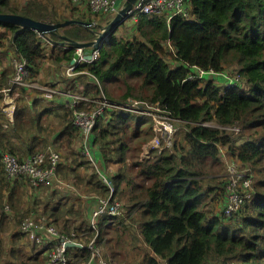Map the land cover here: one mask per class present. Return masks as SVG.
I'll return each instance as SVG.
<instances>
[{
	"label": "trees",
	"instance_id": "trees-1",
	"mask_svg": "<svg viewBox=\"0 0 264 264\" xmlns=\"http://www.w3.org/2000/svg\"><path fill=\"white\" fill-rule=\"evenodd\" d=\"M27 2L20 8L13 0H0V13L20 14L52 23L68 19L57 13L50 0ZM189 6L190 19L175 15L167 21L162 16L139 15L136 22L138 36L132 39L122 40L116 36L119 24L102 40L98 58L77 67V70L93 74L97 83L89 75L79 74L67 78L72 80L69 88L74 93L90 96L98 95L102 89L112 99L108 84L124 75L125 90L119 94V101L126 102L130 98L158 104L188 124L183 129L182 139L175 138L176 133L172 135L171 148L153 150L130 165L136 168V173L127 182V206L129 213L137 219L141 242L153 253L143 264H161V261L165 264H264V176L256 184V195L230 220H224L216 212L209 218L199 208L206 181H212L214 188H220L217 201L222 199L225 177L223 171L220 173L223 162L219 147L242 163H249L254 168L264 167V0H189ZM63 32L78 41H90L95 37L86 26L75 24L63 28ZM6 41L36 69L31 72L34 76L42 61L59 66L61 61H69L73 55V49L53 47L47 51L35 31L0 22V51L8 49ZM0 54L3 56L0 60L4 61L5 54ZM231 65L238 66L236 71L243 77L245 89H223L205 79L187 80L193 67L220 72ZM7 78V73L1 71L0 90L6 85ZM131 79L136 80V84L131 83ZM3 112L0 92V149L21 158L23 155L16 150L23 152L24 147L14 150L12 137L21 140L22 144L38 141L39 134L34 131L42 128L40 116L37 121L16 106L10 121ZM134 116L148 119L125 111H113L108 121L97 120L93 144L106 167L126 163L130 149L126 131ZM140 120L136 123L137 130ZM210 121L221 125L238 122L241 132L235 137L203 126ZM61 122L63 128L55 141L64 145L66 152L59 171L63 179H70L79 189L84 182V177L78 174L79 168L85 162L73 148L78 130L68 111H64ZM149 128L151 130V126ZM30 134L33 135L29 137ZM27 149L34 153L35 144ZM123 178L122 174L110 178L112 198L122 195ZM86 183V191L90 193L102 196L110 193L96 177ZM18 187L17 182L6 179L0 161V229L10 228L11 233L15 228L9 248L4 247L0 236V264H43L47 257L29 256L17 247L23 237L16 230L19 218L30 208L38 211V206L54 223H63L61 230L69 233L70 221L82 219L86 222V217L83 209L80 206L74 208L73 203L42 206L39 191H46L51 197L56 191L53 186L35 191L20 187L22 192L31 195V204L22 214L17 211L20 203ZM5 204L10 205L15 216L14 227H9L12 221L3 214ZM120 223L123 221L115 218L97 222L102 251V236L113 224ZM7 249V255L3 256ZM69 250L74 264L87 261L86 251L79 255L76 249ZM104 255L109 257L105 251Z\"/></svg>",
	"mask_w": 264,
	"mask_h": 264
},
{
	"label": "built area",
	"instance_id": "built-area-1",
	"mask_svg": "<svg viewBox=\"0 0 264 264\" xmlns=\"http://www.w3.org/2000/svg\"><path fill=\"white\" fill-rule=\"evenodd\" d=\"M81 2L88 10L98 18L114 15L122 3L119 0H74ZM144 14L152 17H164L169 21L173 16L180 15L190 19L189 0H136L131 9L126 13L122 23L132 24L136 29V22L139 15ZM113 17V16H112ZM111 17V18H112ZM105 26V25H104ZM103 25L101 27H104ZM99 23H92L95 30ZM101 29L99 28L98 31ZM34 31V30H33ZM40 42L47 51L53 47L64 50L73 49L69 61H61V73L65 77L72 78L79 74H86L92 77L97 83L95 76L84 70H77L79 65L92 62L99 56L100 45L90 47H74L67 41H62L55 35H41L36 32ZM59 34H62L58 31ZM96 37V34L92 32ZM55 37L57 39H55ZM92 39V41L95 39ZM72 39V38H71ZM74 40V39H72ZM77 41V40H74ZM91 41V40H90ZM3 50V49H2ZM8 56L10 72L6 85L0 90L2 93L3 110L6 117L12 121L15 109V102L18 97L25 99H44L48 101L57 100L70 113L72 124L78 130L77 147L80 154L88 162L91 169L99 176L102 183L109 188V195L102 196L97 193H83L69 182L58 176V165L60 153L52 147H47L39 152L28 154L19 158L16 154L5 151L0 154V161L6 179L17 182L19 185L37 190L40 187L68 188L74 196L91 200L90 205L86 204L89 210L85 227L77 230L71 229L69 233L59 229L45 214L30 209L18 220L17 231L31 241L32 244L45 249L46 264H74L75 259L69 256V249H76L79 255L86 251L87 261L76 264H117L110 257L104 255L100 246L97 232V222L101 219H119L128 222L130 216L129 206L116 198L111 197L112 185L101 169V156L97 147L93 144V129L98 119L108 121L113 111H125L134 115H141L150 118L152 122L153 137L143 146L141 158L147 155L150 150H164L172 147V135L180 129H186L187 123L172 116L171 112L161 108L158 104H149L144 101L128 99L126 102L114 100L105 95L100 89L98 95L90 96L84 93H74L72 90L53 84H43L37 76L31 74L36 69L21 55H18L13 45L3 50ZM90 56L87 59V56ZM220 81L218 86L226 88H243L245 81L237 71L231 73L214 71L212 68L204 69L193 67L187 80L205 79ZM246 86V85H245ZM203 126L217 129L225 135H236L241 132L238 122L231 125H221L214 121L205 122ZM225 149V148H224ZM221 161L223 162V174L225 177L222 203L217 208L216 215L224 220L236 217L255 195L256 189L252 181L251 171H255L251 164L242 163L236 157L229 156L219 147ZM226 158H229L226 160ZM249 164V165H245ZM3 214L8 221L15 219L9 204H5ZM13 222V221H12ZM66 244H73L67 247Z\"/></svg>",
	"mask_w": 264,
	"mask_h": 264
},
{
	"label": "rangeland",
	"instance_id": "rangeland-1",
	"mask_svg": "<svg viewBox=\"0 0 264 264\" xmlns=\"http://www.w3.org/2000/svg\"><path fill=\"white\" fill-rule=\"evenodd\" d=\"M27 0H13L14 3L17 5H20V7L23 6V3ZM51 4L55 7L57 10V13L61 16L68 17L71 19H79L82 21H87L91 23H99V27H97L95 30L97 31L102 25H106L107 21L114 15L108 16L109 18L106 17H101L98 18V16L93 15L88 8L83 5L84 9H79L78 7H73L72 5V0H50ZM116 36L122 40H128L132 39L133 37H137V30L134 28L132 24H127V23H122L119 25L117 28ZM6 45L10 48V42L6 41ZM0 57L3 59L2 54H0ZM3 62V63H2ZM0 72L5 69V72L8 73L7 69V61H1L0 60ZM238 66L231 65V66H226L223 68V72L231 73L232 70H236ZM59 72H61V67L59 65ZM124 75L118 76V79L116 81H113L112 83L108 84L110 85L109 91L113 95L114 100H119L118 96L119 94L123 93L125 88L123 86V78ZM131 83L136 84V80L131 79ZM211 82L215 85L218 86L220 84V81H218L216 78H213ZM43 83V82H42ZM60 83H63V80H60ZM58 86V85H56ZM221 86V84H220ZM219 86V87H220ZM68 88V87H66ZM222 88V87H220ZM243 88L245 89L246 86L244 85ZM70 89V88H68ZM71 90V89H70ZM4 113V112H3ZM133 119L131 120L130 124L127 126V136H126V141L130 146L129 152H128V158L126 159V165L125 164H116V168H111L112 164L110 167H106L103 163H101V169L102 172L109 178H112L115 174H122L123 179H122V187L124 188V191L122 195H118L116 198L120 200L121 202L125 203L127 205V198H128V193L129 189L127 186V182L129 181V178L131 177L133 179L135 173H136V168L131 167L130 165L135 162L139 161L143 152V146L151 140L153 137V132L152 131V122L150 123V119L148 118H141L139 116H134L132 117ZM141 119V120H140ZM141 121V123L137 126L138 130L135 129L137 121ZM5 118H4V123H5ZM41 124L45 128V131L42 130V132L38 135L40 141L38 143V147L35 149V152H39L49 146H46L51 143H54L55 138L61 128L60 125L62 124H54L51 118H43L41 120ZM151 126V130L150 127ZM63 127V125H62ZM134 129L136 133H134ZM47 130H50V133L47 132ZM182 131V133H181ZM35 132H37L35 130ZM183 129H180L177 133L175 138H183ZM240 133L236 134L239 135ZM236 135H234L236 137ZM12 141H14V145L16 147L18 146L19 141L16 140L15 137H12ZM17 141V142H16ZM12 146V145H11ZM46 146V147H45ZM52 147V146H50ZM54 147V146H53ZM18 148H14L16 150ZM224 151L225 149L222 148ZM155 150V149H153ZM150 150V153L151 151ZM0 151H4L0 149ZM58 151L60 152L61 155V160L64 157V154L66 152V149H60L58 148ZM75 151V150H74ZM76 152V151H75ZM76 153H79L78 151ZM14 154V153H13ZM19 154V153H18ZM80 156V159L85 162V165L80 168L81 170H84L86 173L88 172V178L87 179H94L95 177L100 180L99 176L95 173L93 169H91L90 165L86 162L84 157L81 154H78ZM229 158H226L228 160ZM249 165V164H245ZM250 166V165H249ZM108 168V169H106ZM255 171H251L252 173V181L254 180V185L256 189V184L258 181L261 180V177L264 176V167L259 165L258 167H253ZM223 171V166L220 170V173L222 174ZM95 174L96 176L93 177ZM101 181V180H100ZM102 182V181H101ZM215 183L212 181H206L203 184V190H204V197L201 205L199 208L204 211L207 216L210 218L212 217V213L216 212L217 209L215 210L217 206L220 205V201H218V204L216 206V201L217 197L221 194L220 188H214ZM87 188V186H85ZM213 188V189H212ZM17 195L18 196H23V193L17 189ZM71 200V198H70ZM75 203V202H74ZM34 204V203H33ZM77 202L75 203V205ZM221 206V205H220ZM27 207H23L21 203L18 205V210L20 213H22ZM218 208V207H217ZM85 213V210H84ZM23 214V213H22ZM23 217V216H22ZM21 217V218H22ZM87 220V216L86 219ZM137 219L135 218V215L133 216L130 214L128 218V222H123L120 224H113L111 228L108 229L107 232L104 233L103 237V247L106 255H108L111 259H113L114 262L117 264H143L144 260L146 259L147 256H149L148 248L141 242L139 238V233H138V228H137ZM122 221V220H121ZM10 226H13V222H10ZM15 229V228H13ZM11 229L8 228L7 230H1L0 229V236L4 240V247L9 248L10 247V240H9V233ZM19 247L25 248L26 246L22 245V242H19L17 245ZM23 253L26 254L25 249H22ZM8 253V249L5 250V254L3 256H6ZM28 264V263H27ZM161 264H164L162 261Z\"/></svg>",
	"mask_w": 264,
	"mask_h": 264
},
{
	"label": "crops",
	"instance_id": "crops-1",
	"mask_svg": "<svg viewBox=\"0 0 264 264\" xmlns=\"http://www.w3.org/2000/svg\"><path fill=\"white\" fill-rule=\"evenodd\" d=\"M27 1H25L23 3V6L22 7H25L27 5V3H28ZM118 2L119 3H123L124 0H119ZM72 5H73V7H78L79 9H84L83 3H81V2H75L74 0H72ZM68 19H70V18H68ZM60 32L62 34H64L63 28L60 30ZM74 40H76V39H74ZM49 51H51V50H49ZM0 52H3L5 54V58L4 59H5V61H7V69H8L7 76H8V74L10 72V68H9V65H8V56H7V54H6L5 51H0ZM3 71H5V69ZM36 76L40 79L41 82H43V84H50L51 83L53 85H58V86L68 87V88L70 86V82L72 81L71 79H67L68 77H65L64 75H62L61 72H59V66L51 65V63L48 62L47 60L42 61L41 66L38 68V71H37ZM60 80H63V83H60ZM16 106L18 108L24 109V111H25V113L27 115H30L33 119H37V121H38V117L40 116V118H39V125L42 128H40V130L37 129L38 134H40L42 132V130L45 131V128L41 124V120L43 118H47V119L51 118V120L53 121L54 124H58L59 125V124H62L61 118H63L64 111H66V109L64 108V106L61 105L60 102L57 101V100L48 101V100H44V99H38L36 97L35 98H32V99H27V98L25 99L22 96L21 97H18L16 99V102H15V107ZM1 115L2 114H0V120H1ZM3 116H4V114H3ZM36 125H37V122L34 123L35 129H36ZM62 125H60L61 128H60L59 132L63 128ZM47 132L50 133V130H47ZM32 135L33 134H30L29 137H31ZM16 140L19 141V143H18L19 145L18 146H20V147H16L14 145V141H13V147L14 148H18V149L24 147V151L23 152H20V151H17L16 150V152L19 153V154H21V155H23V157H24V155L26 156L29 153H31L27 149L28 146L31 147L33 144H35V149H36L38 147V143L40 141V139L38 141H36V142H33V143L32 142L25 141V144H22L21 140H19L17 138H16ZM46 146H49V147L52 146V148L55 149V150H57V151H58V148L65 150V146L64 145H60L58 141H54V143H51V144L48 143V145H46ZM73 148H74L75 151H78L79 152L78 147H77V140L74 142ZM79 154H80V152H79ZM61 161L62 160H61V155H60L59 165L61 164ZM116 164L118 165L120 163H114V164H112L111 168H116ZM59 165H58V171H57L58 172V176L61 179H63V177L61 176L60 171H59ZM125 165H126V163H125ZM108 167H110V166H108ZM106 169H108V168H106ZM78 174L81 177L82 176L84 177V182L79 187L78 190L80 192H83V193H88V191H86L87 188H85V186L87 184L86 182L88 180L87 178L89 177L88 176V172L86 173L84 170H81L80 171V168H79V173ZM63 180H65V181L69 182L71 185H73V181H71L70 179H63ZM20 187L21 188H25V187L19 185V187L17 188L18 191L21 189ZM33 191H35V190H33ZM22 193H23V196H20V203L23 205V207H27L28 208L30 206V204H31V195L27 191L22 192ZM39 195L41 197V200L43 201V205L42 206L50 207V206L56 205L58 202L59 203L60 202H66L67 205H68V203H69V205L71 203H73L74 208H77L78 206H80L83 209V213H84V210H85V213H84L85 217L87 215H89V210L86 209V204L88 203L90 205L91 200L89 199L88 201H85V199H82L80 197L74 196L73 193L68 188H65V187L64 188L56 187V191H55L54 195H52L51 197H49L50 193H48L46 191L45 192L39 191ZM70 198H71V200H70ZM74 202L75 203L77 202V204L75 205ZM217 203H218V201H216V206H217ZM27 208L25 210H27ZM37 208H38V211L41 212L38 206H37ZM30 209H33V208H30ZM43 214H45V213L43 212ZM50 220L53 222V219H50ZM54 224L59 229H61V227L63 225V223H61V222H58L57 224L54 223ZM86 224L87 223L84 220H82V219H78V220H76L74 222H71L70 221L69 222V225H70V230L69 231H71L72 228L79 229L81 227H85ZM14 232H15V229H14L13 232L9 233V240H11V235ZM20 242H22V245H24V246L27 245L25 248H22V247L17 246V247H19L21 249H25L26 255L34 256L35 254H39L40 257H42L43 259L46 258V255L44 254L45 253V249L44 248L41 247V249H40L38 246L32 244L31 241L29 239H27L26 237H24V236L21 238V241ZM148 252H149V255H151V256L153 255V253L151 252V250L149 248H148ZM163 262L165 264V261H163ZM43 264H46V260L44 261Z\"/></svg>",
	"mask_w": 264,
	"mask_h": 264
},
{
	"label": "water",
	"instance_id": "water-1",
	"mask_svg": "<svg viewBox=\"0 0 264 264\" xmlns=\"http://www.w3.org/2000/svg\"><path fill=\"white\" fill-rule=\"evenodd\" d=\"M136 2V0H124L119 10L115 13V15L110 18L104 27H100V31H96L92 28V23L87 21H82L79 19H66L63 22L59 23H52L42 20H34L32 18L20 15V14H13V13H0V22L10 23L13 25L18 26L20 29L29 28L34 30L41 35H55L59 37L62 41L69 42L74 47H90L101 45L102 40L107 38V35L114 31L115 28L121 23L124 19L126 13L131 9L132 5ZM79 25L82 27H87L91 32L96 34L95 39L92 41H74L70 37L66 35H61L58 33L62 28L71 25ZM74 58L76 54L73 55ZM90 56H87L89 59ZM110 182L111 180L108 179ZM67 247L73 246V244H66Z\"/></svg>",
	"mask_w": 264,
	"mask_h": 264
},
{
	"label": "clouds",
	"instance_id": "clouds-1",
	"mask_svg": "<svg viewBox=\"0 0 264 264\" xmlns=\"http://www.w3.org/2000/svg\"><path fill=\"white\" fill-rule=\"evenodd\" d=\"M120 24H122V22ZM242 89H244V88H242Z\"/></svg>",
	"mask_w": 264,
	"mask_h": 264
}]
</instances>
